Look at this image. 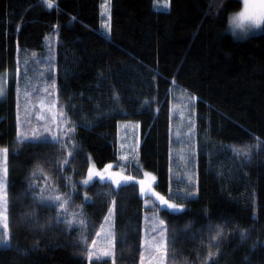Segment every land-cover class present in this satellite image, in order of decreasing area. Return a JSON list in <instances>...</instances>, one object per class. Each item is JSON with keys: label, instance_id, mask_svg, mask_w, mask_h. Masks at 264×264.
I'll list each match as a JSON object with an SVG mask.
<instances>
[{"label": "trees", "instance_id": "1", "mask_svg": "<svg viewBox=\"0 0 264 264\" xmlns=\"http://www.w3.org/2000/svg\"><path fill=\"white\" fill-rule=\"evenodd\" d=\"M52 4L0 0V72L13 76L0 101L11 240L0 247V264H88V247L112 201L116 264H139L143 200L155 197L141 195L138 178L119 188L107 177L82 183L90 161L122 172L121 121L139 124L134 167L153 174L154 190L183 206L165 212L169 257L205 264L212 251L207 264H264V26L245 40L227 31L241 0H169L168 9L156 8L155 0H111L107 33L103 0ZM54 32L57 96L74 132L69 141L18 142V62L44 53ZM185 95L193 98L191 183L176 164L180 145L172 137L174 103ZM42 188L45 198L53 189L69 194L67 210L35 201ZM73 214L70 228L63 221Z\"/></svg>", "mask_w": 264, "mask_h": 264}, {"label": "rangeland", "instance_id": "2", "mask_svg": "<svg viewBox=\"0 0 264 264\" xmlns=\"http://www.w3.org/2000/svg\"><path fill=\"white\" fill-rule=\"evenodd\" d=\"M242 8L232 14L229 18L228 29L232 35V29L230 20L237 16L241 11L244 10L243 0ZM164 0H155V5L159 4L158 9L163 8ZM169 8V7H168ZM167 8V9H168ZM249 11H256L255 0H250ZM102 16V28L104 32H108L110 28V19H111V0H103L101 8ZM107 25V27H106ZM263 26L259 29L250 28L248 34H243L239 29L236 30V35H233L238 40H245L259 32H261ZM57 32H54L52 36H49L45 41V50L41 54H33L27 60V78L24 76L25 71V62L19 61V74L16 72V94H17V103H18V115H17V141L18 142H35L32 140V132L36 130L43 137L41 141H69L73 134V129L69 125V121L65 122L63 117L60 115L63 113L66 117L59 99L57 96V74H56V48H57ZM0 77L3 78L2 83L5 89V92L0 96V101L4 100L8 92V87L13 76L9 72H0ZM26 80L28 81L26 83ZM27 91V95L25 94ZM193 103V98L190 96L177 97L174 103L173 108V125H172V137L173 141H176L180 145L179 150L177 151L176 164L182 170L188 172L189 183L192 181L194 172L192 167L187 168L186 164H193V121L191 119V105ZM43 104V107H41ZM55 116V119L53 117ZM44 117V119H40ZM45 127L50 128V131L45 132ZM67 133V134H65ZM118 156L120 160L121 167L120 171L123 173L126 172L131 176H134L138 179H146L145 173L143 171L141 174L134 166L137 164V159L139 156V148L141 144V132L139 124L137 122L130 121H121L118 125ZM4 149V148H0ZM8 149V148H6ZM7 153V162L6 166L8 167V156ZM4 165L3 153H0V167ZM89 167H93L97 171L103 172L104 169H98L93 162L90 161ZM151 174V173H150ZM154 176L153 174H151ZM155 177V176H154ZM87 178V177H86ZM85 178V179H86ZM187 177L184 179L187 180ZM100 179L99 177H94L93 180L89 183L92 184L95 180ZM156 183L152 182V185ZM88 184V185H89ZM6 186H7V200H8V172L6 177ZM145 200L149 201V205L154 202V198H146L143 200V216H142V227H141V252L145 255V264H148V257L150 252L147 247L143 246V242L146 239H150L153 235H156L152 232L154 225L158 223V219H163L165 221L164 227L168 229V240H169V226L167 222V214L165 212H178L179 210H172L166 206H160L157 202L155 208L145 205ZM113 207L111 204L110 208ZM9 202L7 206V216H8ZM106 216H110L109 220H105ZM150 217L151 219L146 220L145 217ZM102 223L100 224L99 229L94 233L92 240H96V247L92 248V241L88 247V250L94 252V256L91 260L88 259V264H113V257H105L102 254V249L107 247L108 241L105 240V234L109 231L113 232L115 235V205L113 213L110 215L109 210L105 215ZM9 225V220H8ZM103 225V232H101V226ZM97 232H101L100 237L96 236ZM3 233V224L0 223V235ZM8 239L10 241L9 246L11 245L10 233L8 228ZM110 239V238H109ZM141 254V253H140ZM175 257V256H174ZM114 259L116 264V250L114 246ZM183 263L184 261L181 260ZM181 261H177L176 258L172 256L168 257L166 264H183ZM141 264V261H139Z\"/></svg>", "mask_w": 264, "mask_h": 264}, {"label": "snow or ice", "instance_id": "3", "mask_svg": "<svg viewBox=\"0 0 264 264\" xmlns=\"http://www.w3.org/2000/svg\"><path fill=\"white\" fill-rule=\"evenodd\" d=\"M42 3L45 4L47 7L51 8L53 6L52 0H42ZM244 10L241 11L237 16L233 17L230 20L231 29L233 35H236V30L239 29L243 34L247 35L248 30L250 28H256L259 29L262 26H264V0H255L256 5V11L251 12L249 11L250 6V0H243ZM156 7H160L159 4L155 5ZM169 7V0H164L163 8L167 9ZM107 27V25H106ZM25 71L24 76L27 78V61L25 62ZM17 73L19 74V69H17ZM3 78L0 77V96H2L5 92L3 83ZM28 81L26 80V83ZM28 94L27 91L25 93ZM41 107H43V104H41ZM64 121L67 122V117H64L63 113L60 114ZM40 119H44V117H40ZM55 119V116L53 117ZM51 129L48 127H45L44 131H50ZM67 134V133H65ZM43 139V137L40 135V133L36 130H33L32 132V140H35L36 142H40ZM74 146V145H73ZM233 151L239 155L243 153V155L246 158L250 157V154L247 149H240L233 147ZM0 153H3L4 158V165L0 167V223L3 224V233L0 235V247L7 248L10 244V241L8 239V216H7V206H8V200H7V186H6V177H7V153L8 149H0ZM72 153L69 152V156H71ZM64 163H68L67 160H64ZM113 166L111 164L106 165L103 172L95 170L93 167L88 168L87 172V178L82 181L84 185H88L94 177H99L101 180H104L106 177L111 181V184L115 185L117 188L128 185L130 182L136 181V178L134 176H126L123 175L122 172H111L109 171ZM42 171V170H41ZM146 179H141L139 181H136L139 184V191L142 196H146L149 193L155 197V201L149 205V201L145 200V205L151 206L155 208L157 206V202L160 206H166L169 209L172 210H179L182 208V205H178L170 200V198H165V196L161 195L160 193L156 192L154 188L152 187V182L155 181V177L152 176L150 173H145ZM32 187V185H30ZM75 190V186H72ZM58 191V189H53V192L50 193L46 198L43 195L44 189L42 188L38 196H34L33 199L37 202H44L45 199L48 201H54L57 203L58 208L61 210L66 211V206L71 202V196L67 193L62 195L55 194ZM192 193H188V195H191ZM84 199H88L87 193L84 194ZM113 207L109 208V214L111 215L114 210L115 201H112ZM110 216H106L105 220H109ZM146 220L151 219L150 217H145ZM158 223L153 226L152 232L156 235H153L150 239H146L143 242V246L147 247L150 255L148 257V264H166L167 257H168V229L164 227L165 221L163 219H158ZM75 220V214H73V219H66L63 222L68 224L69 227L73 225V222ZM58 222H60L58 220ZM79 223L81 225L84 224L83 220H80ZM101 232H103V225L101 226ZM101 232H97L96 236L100 237ZM241 239L244 238L245 233L241 231L240 233ZM222 237V230L217 231L216 235L214 237H211V241H213L212 244H210L211 247H216L217 242L219 238ZM110 238V239H109ZM105 240L108 241L107 247L102 249V254L105 257H113V264H115L114 259V246H115V235L113 232L109 231L105 234ZM97 241L92 240V248L94 249L96 247ZM88 251V259L91 260L94 256V252L92 250ZM215 253L212 251H209L207 257L205 258V264H207V260L211 259ZM140 261L141 264H145V255L143 252L140 254Z\"/></svg>", "mask_w": 264, "mask_h": 264}]
</instances>
